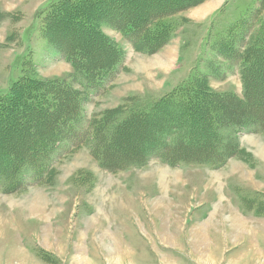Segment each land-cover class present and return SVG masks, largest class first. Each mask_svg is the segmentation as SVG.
I'll return each instance as SVG.
<instances>
[{"label":"rangeland","instance_id":"obj_1","mask_svg":"<svg viewBox=\"0 0 264 264\" xmlns=\"http://www.w3.org/2000/svg\"><path fill=\"white\" fill-rule=\"evenodd\" d=\"M52 1L0 0V96L19 77L24 59L31 60L41 79H62L83 93L72 82L73 66L61 52V45L69 47L75 40L67 35L60 38L61 45L51 43L40 28L41 14ZM214 1L200 0L173 17L176 37L155 54L135 51L120 31L102 27L121 49L123 69L110 79V89L82 96L85 114L116 108L133 95L152 102L199 74L208 76L215 94L244 100L236 65L219 58L211 45L264 0H216L210 5ZM258 79L261 95L255 94L254 106L260 115L264 78ZM237 143L242 154L220 168L191 163L172 167L156 158L111 173L83 148L57 157L43 183L28 176L7 193L0 180V264H264V132L237 131ZM222 201L229 208L214 220L210 241L196 253L192 227L209 207L211 213L224 207ZM236 207L249 217L240 228ZM185 218L190 225L195 218V226Z\"/></svg>","mask_w":264,"mask_h":264},{"label":"trees","instance_id":"obj_2","mask_svg":"<svg viewBox=\"0 0 264 264\" xmlns=\"http://www.w3.org/2000/svg\"><path fill=\"white\" fill-rule=\"evenodd\" d=\"M195 1H52L41 14L40 28L51 43L61 45L60 38L67 35L75 40L69 47L61 45V52L73 66L72 82L83 93L65 80L41 79L30 59L22 61L19 77L0 96L1 189L14 192L28 176L43 183L57 157L83 148L111 173L156 158L172 167L220 168L240 156L237 131L264 132V113L259 115L254 106L261 95L256 83L264 78V2L211 45L219 58L236 65L244 100L215 94L208 76L199 74L149 103L133 95L90 117L84 111L82 96L110 89V79L123 69L121 49L102 27L120 31L135 51L155 54L176 37L173 17L200 0ZM227 129L233 133L225 134Z\"/></svg>","mask_w":264,"mask_h":264},{"label":"crops","instance_id":"obj_3","mask_svg":"<svg viewBox=\"0 0 264 264\" xmlns=\"http://www.w3.org/2000/svg\"><path fill=\"white\" fill-rule=\"evenodd\" d=\"M219 2V0H218ZM217 3V1L215 0L214 2L210 3V5H213ZM216 8L214 7V9L209 13V16L210 14H212L214 12ZM207 19V18H206ZM163 58L165 59H168V57L166 55L163 56ZM194 177V176H191V178ZM198 177L197 174H195V178ZM194 179V178H193ZM193 183V182H191ZM196 184H195V191H197L198 189H196ZM202 190L205 191V187L202 188ZM210 193V192H209ZM208 194V193H207ZM211 195V194H210ZM215 200H216V196L214 197ZM227 198V196H226ZM228 199V198H227ZM220 203V202H218ZM222 205H224L225 203V206L222 207L221 205L217 208V211L212 212V209L209 207V210H208V213L206 212L205 214H201L203 215V217L200 218V220L203 221V223H201L202 221H200V223L197 225V227H192V234H193V238L195 240V247L193 250H195V252L197 253L199 251V248L202 246V244L205 242V241H210V230H212L213 227H216V223H215V219L217 220L218 217H220V213L222 212L223 214H225V211H226V205H227V208H229V203H226L225 201H222ZM231 207V206H230ZM215 209V207H214ZM237 210H235L234 212H236V214H234V217L236 219V227L237 228H240V227H243L245 222H246V219L249 218L248 217V214L246 213H243V211L240 210V208L236 207ZM233 213V212H231ZM230 213V216H226L224 215V218H228V217H231L232 214ZM239 214L240 216H242L241 218L237 215ZM253 216L255 217V214H253ZM195 217V215H194ZM38 220H42L44 217H37ZM188 218V216H187ZM187 218H185L186 220V223H187ZM209 220V221H208ZM219 221V220H218ZM24 221H21V223H23ZM213 222V223H212ZM188 226H195V218H193V224L190 225L189 223H187ZM218 226H219V223H218ZM218 229V228H217ZM220 231V229H218ZM180 231V230H179ZM179 247H182L183 245L179 242L177 244Z\"/></svg>","mask_w":264,"mask_h":264}]
</instances>
